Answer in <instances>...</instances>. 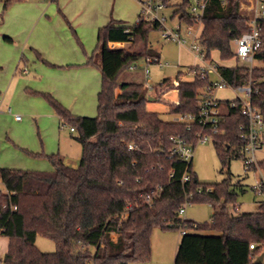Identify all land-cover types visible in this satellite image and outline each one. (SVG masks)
Wrapping results in <instances>:
<instances>
[{
  "label": "trees",
  "instance_id": "obj_1",
  "mask_svg": "<svg viewBox=\"0 0 264 264\" xmlns=\"http://www.w3.org/2000/svg\"><path fill=\"white\" fill-rule=\"evenodd\" d=\"M20 1L24 0H6L4 8ZM163 2L165 6L172 3ZM192 3L180 0L175 13L187 25L203 24L198 42L205 59L211 61L214 50L222 60L232 59L233 41L249 30L248 18L240 9L241 0H206L200 17L190 12ZM65 20L84 50L71 22ZM259 28L262 47L256 58L264 61V20ZM154 29L163 30L164 25L144 20L141 15L131 26L111 18L99 28L97 45L84 63L96 66L102 76L96 116L75 115L50 92L27 89L50 104L62 125L75 128L73 137L81 144L82 155L78 165L73 166L59 153L27 151L49 160L52 169L0 167V184L4 186L0 187V236L9 238L8 250L0 256L2 264L148 262L156 227L186 230L175 264H264V259L256 262L264 254V200L257 211H229V205L245 191L240 180L232 182L230 171L231 159L242 156L246 143L242 134L249 124L241 112V99H217L222 131L212 141L221 162L220 171L227 177L219 183H203L192 161L186 162L173 153V137L181 136L195 147L199 133L210 130L198 119L190 123L164 120L158 112L147 109L149 98L143 84L120 80L140 59H160L159 52L149 44V33ZM4 38L12 41L10 36ZM111 42L128 45L111 48ZM38 58L52 65L40 54ZM21 62L25 64V56ZM219 72L233 87L251 82L252 104L264 115V65H220ZM185 73L178 71L176 80L165 78L158 87L170 85L177 89L178 99L169 105L170 114L198 118L211 78L198 75L182 79ZM118 88L120 93L116 92ZM130 144L134 147L129 148ZM258 166L264 175V160L258 161ZM186 174L189 178L183 181ZM186 202L209 203L217 210L210 221L199 223L181 216L180 208ZM110 228L118 230L120 243L114 241ZM203 230L219 234L196 232ZM38 234L54 240L55 250L42 251L36 244Z\"/></svg>",
  "mask_w": 264,
  "mask_h": 264
},
{
  "label": "crops",
  "instance_id": "obj_2",
  "mask_svg": "<svg viewBox=\"0 0 264 264\" xmlns=\"http://www.w3.org/2000/svg\"><path fill=\"white\" fill-rule=\"evenodd\" d=\"M15 7L13 18L16 20L17 27L7 31L13 38L9 41L11 44L7 45L0 38V167L50 170L46 169L48 168L46 164H43L46 158L35 157L28 152L60 154L62 147L52 145L47 147L44 141L43 145L32 144L18 131L10 135V127L5 123L4 117L7 115L11 117V114L7 112L12 110L14 95L20 96L28 105L29 114L36 115L38 118L56 121V118H53L54 109L51 106L48 107L49 103L41 96H24V89L50 92L72 113L85 114V111L80 110L96 96L98 98L102 84V76L96 70L84 65L87 55L96 43L97 32L104 26L102 24L106 20L109 22L112 17L131 26L132 24H128L123 18L133 16L135 14L133 9L138 10L139 5L137 0H24ZM65 17L77 27L76 32L84 50L70 33ZM113 43L128 45L124 42H111V48ZM38 54L52 65L41 61ZM22 56H25L31 68L28 67L27 61L24 66L19 64ZM229 60L235 61L234 58ZM212 61L216 60L212 58ZM69 65L73 66L67 67ZM1 66L8 67V70H3ZM20 66L21 69H18ZM25 68L27 72L24 71ZM121 81L134 82L126 78ZM150 98L154 100L153 96ZM58 119L62 124L59 116ZM18 120L15 121L13 118L15 126L23 127L24 124ZM59 141L61 145L62 136ZM261 200H259V206ZM110 231L114 241L120 243L118 230L110 228ZM196 232L219 234L215 230ZM0 245L2 246L0 256H3L8 250L9 238L0 236Z\"/></svg>",
  "mask_w": 264,
  "mask_h": 264
},
{
  "label": "rangeland",
  "instance_id": "obj_3",
  "mask_svg": "<svg viewBox=\"0 0 264 264\" xmlns=\"http://www.w3.org/2000/svg\"><path fill=\"white\" fill-rule=\"evenodd\" d=\"M137 1L139 7L138 10L133 9L135 14L129 18H123V20H125L128 24H135L139 15L141 14V3L140 0ZM178 1L179 0L171 1L172 3L170 5H166L162 10L159 11V15L165 18L163 21L164 29H154L149 33V44L160 54L159 63H149L147 65L144 59H140L136 62V69H128L121 76V80L126 78L128 81H134L140 84H144V82L147 80L152 86H156L153 89H147V97L149 98L150 96H153L154 100L148 99L146 107L150 111L158 112L164 120L172 119V115L169 113V105L172 104L173 101H177L178 93L174 86H158H160L161 82L165 78L176 80L179 70H186L188 66L196 65L198 63L203 65L202 59L198 52L191 49L190 45L191 42H195L197 44L196 37L201 31L203 24L201 22H196L195 24L191 25L194 26L191 28V34L185 35L188 31L187 25L185 22L180 21L179 14L175 13V9L178 7L177 4L180 2ZM5 2L6 0H0V38H2V40H4L7 45H10L11 43L7 41L4 36L9 35L12 37V35L7 31L17 27L16 20L13 18V12L16 8L15 6L19 4V2H12L6 9L4 8ZM254 6L255 0H241L240 9L242 15L248 18V26L250 20L254 16ZM114 19L118 18L114 17ZM107 23L108 21L106 20V22H104L102 25ZM71 25L75 30H77V27L73 23H71ZM179 25L181 26V33L186 37L185 43H178L163 36V33L176 30L177 26ZM68 29L73 36L69 25ZM97 37L98 32L96 35V43L94 47L91 48L89 55L92 54L97 45ZM118 47H124V45L117 44L114 48ZM125 47H127V45H125ZM211 57L216 60L215 62H218L221 65L245 64L243 61L237 63L234 60H222L218 52H212ZM21 63L22 62L20 61L19 64ZM22 65L24 66V64ZM27 65L31 68V65L28 63V61ZM254 65L260 66L261 64L259 62H255ZM87 66L93 70H96L101 75L100 70L96 66ZM146 67H148L150 71L148 77L144 72ZM1 68L5 71L8 70V67L5 68L4 66H1ZM20 76L24 75L20 74ZM210 76L215 80L218 79L215 73H212ZM182 77L183 79L192 78L190 74H186ZM26 91L27 90L24 89V96H32V94ZM116 92L120 93L121 90L119 91L118 88ZM211 94L212 96L222 100H231L239 95L233 90V88L230 87L215 89L211 92ZM47 106L49 107L50 105L48 104ZM11 107L12 110H8L7 112L8 114H11V117L9 115L4 117L5 123L10 127V135L11 133H16L15 131H18V133L25 137L24 139H29L27 141L32 144L43 145L44 141L47 147H49V145H52L53 147H62V152H60V155L64 158V160L70 165H78L82 155L81 144L76 139H74L73 136H75L76 133L71 131V126L62 125L53 109V118H56V121L55 119L49 120L42 117L38 118L36 115H30L28 105L23 101V99L20 98V96H17L16 94L14 95V101ZM80 111H85V114H79L76 112L73 113L75 115L92 117L96 116L98 114L97 96L94 100H91L90 103H86L85 107H83ZM17 115L20 116L18 122L24 124V126L21 128L15 126L13 122V118L15 121L17 120ZM61 136L63 141L60 145L59 139ZM56 151L58 152V150ZM255 155L257 161L264 160V145L256 151ZM43 162V164H46L48 167L46 169H51L52 164L49 160L44 159ZM192 165L199 181L203 183H219L227 177L226 172L220 171L221 162L212 140L199 142L195 146ZM230 171L232 182L235 183L240 180L245 187V191L239 195L235 204L229 205V211L232 213L257 211L259 209V200L263 199L264 196L255 191L254 185L258 180H261L263 176L262 172L260 170H246L243 156L231 159ZM0 187L3 188L4 186L0 184ZM216 210L217 209L209 203H190L186 205V211L184 214H182V217L202 223L210 221L211 216ZM181 237L182 234L181 230L179 229H161L156 227L153 230L151 238V260L148 262H134L130 264H175V258ZM36 244L42 251L45 252L54 251L56 248L54 240L40 234H38L36 237ZM1 251L2 246L0 245V252ZM0 264L2 263L0 262Z\"/></svg>",
  "mask_w": 264,
  "mask_h": 264
},
{
  "label": "built area",
  "instance_id": "obj_4",
  "mask_svg": "<svg viewBox=\"0 0 264 264\" xmlns=\"http://www.w3.org/2000/svg\"><path fill=\"white\" fill-rule=\"evenodd\" d=\"M141 3V16L144 20H152V21H159L163 24L164 17L159 15V11L165 7L163 0H140ZM206 5V0H193V3L190 7V12L197 17H200L203 14L204 8ZM264 20V0H255L254 6V16L249 22V30L243 33L240 37L236 38L233 41L234 47V59L236 62L243 61L248 67L252 68L255 65V62H259L261 65H264V61H259L256 58L257 52L262 47V37L259 28V22ZM187 33L185 35L191 34V26L187 27ZM181 33V26H177L176 30L167 31L163 33L164 37L172 39L178 43H185L186 37ZM198 37H196L197 44L195 42H191V49L198 52L199 56L203 60V65H193L192 68L186 69V74H190L192 78L200 75L202 78L210 77L211 74L215 73L217 75V80L211 78V84L207 86L204 90V95L206 99L202 104L201 112L199 113L198 118L192 114H172V121L176 122H187L190 123L195 119H198L200 123L204 125V127L208 128L210 132L199 133V142H206L213 139V136L219 132H221L220 128V106L217 101V98L212 96L211 92L215 89L230 87L233 88L238 98L241 99V112L245 115L249 121L248 127L246 131L242 134V138L245 139L246 143L241 149L242 156L244 158V166L246 170H260L263 175L262 169L258 166V161L256 160V151L260 149L264 145V115L259 110V108L252 104L251 101V91L252 85L251 82L238 86L233 87L231 86L220 74L219 67L220 63L206 60L204 57V52L201 45L198 42ZM116 44H112V48L115 47ZM146 64L149 63H159V58L157 57H147L144 59ZM212 62V63H211ZM260 65V66H261ZM136 62L129 66V69L134 70L136 69ZM27 72V68L24 70ZM146 76L149 75V69L146 67L144 69ZM182 75V76H184ZM181 78L183 79V77ZM191 78V79H192ZM143 87L147 89H153L152 86L147 80L144 82ZM120 91V89H119ZM242 94V95H240ZM236 97V98H237ZM16 119H20V116H16ZM188 127H190L188 125ZM71 131H75L74 127H70ZM174 142V149L173 153L179 155L183 160L186 162H191L193 159L194 154V146L189 144L183 137L176 136L173 137ZM134 145L130 144L129 148H133ZM189 175L186 174L183 177V181H187ZM255 191L259 194L264 196V175L262 176L261 180H258L254 185ZM264 200V198H263ZM189 204L186 202L180 208V214L185 213L186 205ZM186 233L185 229L181 230V234ZM251 248H254V244L250 245Z\"/></svg>",
  "mask_w": 264,
  "mask_h": 264
},
{
  "label": "water",
  "instance_id": "obj_5",
  "mask_svg": "<svg viewBox=\"0 0 264 264\" xmlns=\"http://www.w3.org/2000/svg\"><path fill=\"white\" fill-rule=\"evenodd\" d=\"M151 98L149 97V100H150ZM263 258H264V254H261L259 257H258V259L256 260V262L257 263H259V262H262L263 261Z\"/></svg>",
  "mask_w": 264,
  "mask_h": 264
}]
</instances>
